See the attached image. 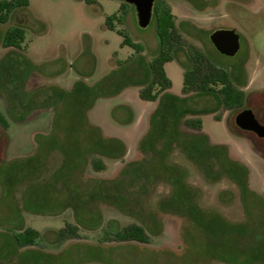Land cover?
Listing matches in <instances>:
<instances>
[{
    "label": "rangeland",
    "instance_id": "rangeland-1",
    "mask_svg": "<svg viewBox=\"0 0 264 264\" xmlns=\"http://www.w3.org/2000/svg\"><path fill=\"white\" fill-rule=\"evenodd\" d=\"M167 2L185 41L164 64L169 94L181 95L189 44L229 66L246 93L244 105L234 110L211 94L179 101L187 109L184 116H200V132L174 122V108L151 121L159 100L140 98L134 81L147 79V62L158 49L155 19L139 25L133 4L28 0L0 22V112L7 121L0 126V264H234L204 254L209 239L201 225L165 208L178 176L205 217L216 212L249 225L264 244V137L234 122L249 107L264 124V0ZM120 8L123 21L107 27L106 17ZM16 24L25 28L22 47L2 46L4 31ZM121 28L144 45L140 54L123 43ZM217 28L238 32L234 55L220 53L211 42L209 34ZM76 80L93 90L76 95ZM57 89L67 96L60 98ZM152 129L157 134L150 138ZM201 133L248 168L246 191L223 171L219 158L191 153L188 142ZM111 147L115 152L106 150ZM76 148L79 156L73 155ZM92 156L103 168L91 166ZM65 222L75 224L76 235L59 241ZM131 222L144 226L148 242L104 239V228ZM26 226L41 238L18 247L12 234ZM238 238L242 256H254L255 238ZM242 264H264V256Z\"/></svg>",
    "mask_w": 264,
    "mask_h": 264
},
{
    "label": "trees",
    "instance_id": "trees-1",
    "mask_svg": "<svg viewBox=\"0 0 264 264\" xmlns=\"http://www.w3.org/2000/svg\"><path fill=\"white\" fill-rule=\"evenodd\" d=\"M27 5L28 0H0V22L7 21L10 12L14 8ZM123 12L124 10L120 8L119 11L108 15L106 17V26L114 29V22L121 23L123 21ZM153 17L155 19V34L158 41V49L147 62V79L143 82L134 81L139 84L138 95L140 98L151 101L159 100V105L150 115L151 121H155L159 118L160 114L165 116L169 110L174 108V122H179L184 128L194 132H200V116H184L183 113L187 111V109L178 105L179 101H183L187 96L192 94H211L216 97L218 103L225 109L234 110L244 105L246 99L245 90L238 86L233 80L231 68L225 64L214 61L207 53L191 44L188 45L190 64H183L181 95H170L168 90L171 82L165 74L164 64L175 58L176 51L181 45L185 44V41L177 27L174 14L167 0H155L153 5ZM117 31L123 36V43L131 46L135 53L140 54L144 50V45L139 41L133 40L124 29L121 28ZM24 39L25 28L18 24L11 25L4 31L1 44L4 47L20 48L22 47ZM122 63L123 61L118 60L119 67L122 66ZM57 90L61 93L60 98H65L68 94L63 89ZM92 90V86H88L80 80H76L72 88V91H75L76 95L79 94V91H81L83 95H87ZM164 96L168 97L170 100L165 101L163 99L162 101ZM88 104L89 102L86 101L83 112L85 108L87 109ZM205 112H210V110ZM214 117L220 119L218 114H215ZM0 126H7L5 116L1 112ZM152 130H149L147 133L150 138H153L157 134V130ZM92 132L93 135L96 134L95 130H92ZM176 133L178 132L176 131ZM196 136H198L196 140L188 142L189 146L187 145L190 147L191 153L197 154L198 157L214 155L215 158H219L223 171L236 182L241 191H246V189H248V168L230 159L223 145L211 143L205 134L201 133ZM97 138L98 136L96 135L95 140L97 141H95V145L96 143L99 144L100 141V139ZM116 142L119 143L118 141ZM99 148L102 150L100 146ZM106 150L115 152L114 147L106 148ZM80 151L81 150L76 148L75 154H72L74 156H79ZM90 163L95 169H101L104 166L103 162L95 156L91 157ZM173 186L172 199L165 204V208L178 215L193 218L201 225L204 233L209 239V242H207L208 244H206L207 246L205 245L206 251L204 250V254L208 255V257L234 264L249 263L251 262V258L254 260L255 257L264 256V244L262 240H257L259 237L258 235L251 233V227L249 225L228 222L220 218L216 212H212L209 218L205 217V215L194 206L193 201L191 202L189 200L192 192L182 181V176L177 177ZM262 226L264 227V219L262 221ZM75 228V224L65 222L64 226L58 230L59 241L76 235ZM239 234H250L255 238V240H252L256 241L254 256H252V254V257L249 258L248 256H242V252L238 250L241 246L237 243L240 240L238 238ZM12 237L18 247H23L36 244L41 238V233L30 226H26L17 233H13ZM103 237L106 240L115 241L135 240L139 242H148L149 240V234L146 229L142 224L137 222H131L113 230L104 228Z\"/></svg>",
    "mask_w": 264,
    "mask_h": 264
},
{
    "label": "water",
    "instance_id": "water-1",
    "mask_svg": "<svg viewBox=\"0 0 264 264\" xmlns=\"http://www.w3.org/2000/svg\"><path fill=\"white\" fill-rule=\"evenodd\" d=\"M135 6L139 25L148 24L152 14L154 0H125ZM215 48L223 54L234 55L240 48L239 34L234 28H217L209 34ZM236 126L242 130L251 131L258 137H264V124L255 116L249 107L240 109L235 117Z\"/></svg>",
    "mask_w": 264,
    "mask_h": 264
},
{
    "label": "flooded vegetation",
    "instance_id": "flooded-vegetation-1",
    "mask_svg": "<svg viewBox=\"0 0 264 264\" xmlns=\"http://www.w3.org/2000/svg\"><path fill=\"white\" fill-rule=\"evenodd\" d=\"M154 2L155 1H153V5H154ZM132 4V3H131ZM135 7V6H134ZM136 10V9H135ZM137 14V13H136ZM151 16H153V6H152V14H151ZM138 21V20H137ZM239 40H240V38H239ZM245 108V107H244ZM256 116V115H255Z\"/></svg>",
    "mask_w": 264,
    "mask_h": 264
}]
</instances>
